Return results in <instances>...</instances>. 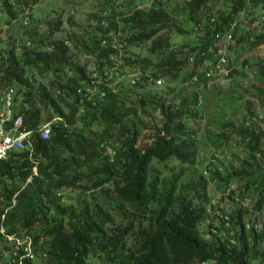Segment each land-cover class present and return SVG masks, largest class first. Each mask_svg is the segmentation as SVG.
I'll return each mask as SVG.
<instances>
[{"label":"trees","instance_id":"obj_1","mask_svg":"<svg viewBox=\"0 0 264 264\" xmlns=\"http://www.w3.org/2000/svg\"><path fill=\"white\" fill-rule=\"evenodd\" d=\"M38 1L0 0V97L11 89L13 114L31 130L29 149L0 160V264H264V160L256 158L264 128L229 118L236 106L257 117L248 99L236 103L240 95H226L208 111L203 91L214 85L202 79L215 34L233 20L226 79L245 76L252 53L237 60L241 49L264 46V0H225L205 14L211 0H92L82 26L67 9H52L42 16V34L40 19L25 28ZM246 3L255 11L240 32ZM197 32V40L187 37ZM175 36L187 39L174 42ZM113 39L121 45L120 74L131 68L137 78L122 80L96 106L79 102L76 89L108 62ZM253 67L250 96L264 108V54ZM46 121L50 133L40 139L35 129ZM232 133L244 147L238 165L196 167L201 143L224 150ZM230 181L238 184L236 197L253 196L251 204L221 200L214 212L209 184L223 192ZM224 221L236 227L230 235Z\"/></svg>","mask_w":264,"mask_h":264},{"label":"rangeland","instance_id":"obj_2","mask_svg":"<svg viewBox=\"0 0 264 264\" xmlns=\"http://www.w3.org/2000/svg\"><path fill=\"white\" fill-rule=\"evenodd\" d=\"M224 2L225 0H211L208 2L206 7L202 10L203 13H216L220 9L224 7ZM92 6V0H39L36 5H34L31 9V14L34 17H40V18H33L30 16V20L25 27L26 29H31L33 28V24H37L39 21L40 24L37 25V32L39 34L45 33L47 28L45 27L42 16L46 14L47 12H50L52 9H60L64 8L65 10H68V13L72 15V20L78 24L79 26H82L86 20H85V14L90 10ZM255 11L254 5H251L249 3H246L245 8L241 10L238 13V18H237V28L238 31L242 32L245 31L248 26L245 20V17L249 14V11ZM64 10V11H65ZM26 11L23 10L22 14L20 15L18 22L21 24L22 18L25 16ZM40 19V20H38ZM38 20V22H37ZM62 20H63V29L68 28V24L65 22V14L62 15ZM182 22V25L187 28L185 23L186 21H180ZM15 26H12L13 29L16 27V23L12 24ZM189 25V24H188ZM19 27V26H18ZM22 29V28H21ZM201 35L200 32L197 33H192L191 36H187L191 41H195L198 39V37ZM55 37L60 36V33H55ZM173 37V36H172ZM186 36H175L173 39L174 42H179L182 39H187ZM126 51H131L134 54H139V55H146V52L144 49H136L132 47L126 48ZM252 53V54H251ZM246 54H251L250 60H249V66L244 67L243 72L245 73L244 75H239L236 74L234 79H226V77L222 78H212L208 82L209 84L214 85V89L212 90H205L203 91L205 101H206V109L210 111L211 109L215 108L218 109L220 102L218 101L219 99L223 98L226 95L230 96H235L237 97L238 95L241 96L237 100V104H240L242 101L245 99H248L250 101V109L251 111L257 115V117H252L248 116L246 113V110L244 109L243 106H236L234 108V111L232 112L231 115H229V118L235 123V124H246V125H251L252 127H259V128H264V108L260 106L259 102L252 98L250 96L251 94V88L250 85L255 84V81L253 80V71H254V61L257 58H261L264 54V46H259L258 48L254 49L251 52H246L243 51V49L240 50V57L237 60V64L239 63L240 59L245 56ZM153 57V56H152ZM151 57V58H152ZM73 61H83L86 60L87 57L85 56H73ZM133 73V71L127 68V70L124 71L123 76H129ZM179 78L176 79L173 83H178ZM160 86H156V88H159ZM186 91L181 90L180 95L184 94ZM226 148L224 150H217L214 151L212 147L209 144H203L201 143L197 149H196V160L197 164L196 167L199 168V166H205L208 161L212 162L215 164V166L218 169L221 170H229L230 166H236L240 163V160L244 156V150L242 143L240 142L239 138L235 134H231L227 140ZM264 153V147L262 148V152L260 155H256V158L264 160V156H262ZM170 162V161H168ZM237 182L235 181H230L228 184V187L221 192L218 188H216L214 183L209 184L208 186V194L210 197V204L214 205V212L217 211L216 205L219 202L225 203V200H234V202H230V205L233 206V203L235 204L238 202L245 207H249L251 204L250 202L252 201L253 196L251 194L248 195H243L242 198L236 197L235 193L237 192ZM230 198H228L229 196ZM227 201V202H228ZM226 205V203H225ZM248 212L246 214H242L241 221L242 223L246 226L247 220L246 217L248 216ZM256 213H253L250 215L252 218L253 215ZM260 219L263 220V218L259 215ZM222 225V231L223 233H227L230 235L233 232V229L236 227L231 226L234 225L233 223H230L229 221H224L221 223ZM230 241H232L231 238H229Z\"/></svg>","mask_w":264,"mask_h":264},{"label":"built area","instance_id":"obj_3","mask_svg":"<svg viewBox=\"0 0 264 264\" xmlns=\"http://www.w3.org/2000/svg\"><path fill=\"white\" fill-rule=\"evenodd\" d=\"M258 16L263 19L261 4H257ZM246 18H248L246 16ZM212 21V17L209 19ZM236 26V22L230 21L228 23V28L221 34L216 33L214 36L213 46L214 59L211 64L203 69L202 79L209 81L212 78H224L228 74V68L226 67L225 59V47L232 39V31ZM104 40H101V44H105ZM114 52L108 55V62L100 68L94 69L91 71L82 85L76 89L78 95V100L81 103H85L90 106H96L99 102L103 100L105 93L107 91H114L122 80L129 79L130 82H133V79L137 78L139 72H133L131 75L124 77L123 74H120L119 64L121 45L113 39L107 43ZM191 81L196 82V76H191ZM150 81H153L155 85L161 83L160 78L153 79L149 77ZM11 96L12 91L8 89L0 97L2 107L0 110V160L3 159L8 151L12 149H21V148H30L29 137L31 135V130L21 129V116L14 115L11 108ZM50 122L46 121L41 123L36 127L35 131L40 139H46L50 133ZM219 218L225 219L226 216L220 212L217 215ZM216 225H212L214 227ZM212 229V228H211ZM28 255V247H24Z\"/></svg>","mask_w":264,"mask_h":264}]
</instances>
